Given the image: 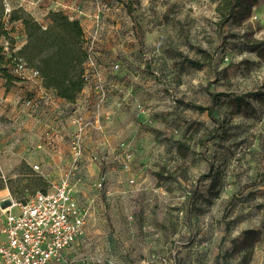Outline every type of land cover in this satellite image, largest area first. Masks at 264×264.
<instances>
[{"label": "rangeland", "instance_id": "rangeland-1", "mask_svg": "<svg viewBox=\"0 0 264 264\" xmlns=\"http://www.w3.org/2000/svg\"><path fill=\"white\" fill-rule=\"evenodd\" d=\"M54 1L5 3L40 22L62 10ZM60 2L75 15L69 0ZM82 2L86 13L103 10L94 61L108 80L122 82L111 126L132 142L136 161L122 171L112 159L91 161L96 151H89L87 165L76 168L70 152L56 156L50 145L36 157L0 155V202H26L69 176L94 225L80 254H100L102 264H110L108 254L115 264H264V0ZM7 27L15 43L0 37L6 61L24 41ZM113 64L121 70L109 74ZM15 68L0 64V102L30 81ZM213 93L221 95L214 102L216 122L187 105L211 106ZM0 118L10 121L1 111ZM56 160L72 163L52 168ZM158 239L183 249L154 256Z\"/></svg>", "mask_w": 264, "mask_h": 264}, {"label": "built area", "instance_id": "built-area-1", "mask_svg": "<svg viewBox=\"0 0 264 264\" xmlns=\"http://www.w3.org/2000/svg\"><path fill=\"white\" fill-rule=\"evenodd\" d=\"M59 6L66 10L65 5ZM10 11L11 9H8L7 13ZM75 11L83 15L82 9ZM102 13L103 10L100 8L93 16L95 28L90 33L86 45L89 50V59L85 64L87 84L75 102L73 112L67 113L70 128L65 132L63 127H49L42 143L50 145L52 151L60 155L62 148L57 142L62 139L71 153L72 166L77 168L82 166L87 158V145L92 141L96 152L93 155L94 160L91 161L107 162V159H112L120 162L122 171H131L136 161L132 142L120 137L117 144L110 141L111 124L118 115L117 108L122 104L115 100L122 82L108 80V77L103 75L105 72L100 70L94 61L96 54L94 47L102 39ZM16 67L15 72L19 78L43 85L38 70L26 66L22 60H19ZM109 69H111L108 71L109 74L118 73L121 64H113ZM112 102L115 103L113 108ZM37 105L38 101L33 98L26 102L25 107L34 108ZM140 106L142 104H138V107ZM142 113L146 115L149 110ZM43 144L40 145V149L44 147ZM36 168L40 167L37 165ZM68 177H62L61 182L52 184L45 192L38 191L26 202L8 198L1 200L3 226L0 230V264H102L100 254L95 256L80 254L82 246L92 236L94 225L89 209L76 199ZM106 182L107 175H104L98 186L102 187ZM129 183L138 185V180L131 177ZM155 190L159 193L162 188ZM6 201L9 205L2 206Z\"/></svg>", "mask_w": 264, "mask_h": 264}, {"label": "trees", "instance_id": "trees-1", "mask_svg": "<svg viewBox=\"0 0 264 264\" xmlns=\"http://www.w3.org/2000/svg\"><path fill=\"white\" fill-rule=\"evenodd\" d=\"M7 10L5 0H0V37L10 39V44L14 45L15 41L10 37L7 24L11 26L13 23H21L27 41L7 61L5 48L0 44V64L9 62L16 67L19 60H22L26 66L40 72L45 88L54 91L58 98L75 104L87 84L85 64L89 59L87 38L80 19L71 18L62 10L52 11L47 16L50 22L45 25L22 7L11 10L9 14ZM129 15L133 18V31L137 34L138 21L132 11ZM5 74H8V71ZM220 96V94H212L211 106L187 105L201 112H207L216 122L214 102Z\"/></svg>", "mask_w": 264, "mask_h": 264}, {"label": "crops", "instance_id": "crops-1", "mask_svg": "<svg viewBox=\"0 0 264 264\" xmlns=\"http://www.w3.org/2000/svg\"><path fill=\"white\" fill-rule=\"evenodd\" d=\"M69 1L70 4L74 5L73 6L74 11L75 9L76 10L82 9V7L84 6L83 5L84 2H82L83 0H69ZM59 3H61L60 0H55L53 3V8L59 6ZM98 9L100 8L98 7ZM65 13L71 18L74 17L80 19L84 29V33L86 34V38L88 39L89 33L93 32L95 28V19L92 18V15H95L96 10L93 14L86 13L83 10V15H79L76 11L74 12L75 15L69 14L67 11ZM102 18H103L102 20L103 23L104 21H106L105 18L103 17V14H102ZM40 22L47 25L50 21L47 19V17H45L44 19H41ZM107 22L110 27H114L115 22L110 20H108ZM15 24H17V27H14ZM10 29H13L15 31L19 30L20 35L24 39V41L21 44V47L24 46L27 41V36L25 35L23 25L21 23H13L10 26ZM115 33L113 32L114 35ZM115 42L116 41L113 39V44H114L113 46H118ZM101 48L105 49L106 47L105 48L101 47ZM20 85L21 86L16 91H14L13 93H9L8 96L5 97L6 99L0 102L4 106V108H2L0 111L2 113L4 112L5 114H7V117L10 120L8 122L5 118H0V155L2 156L25 155L27 157L28 156L30 157L31 156L30 154H32L33 156L36 157V155L40 154L41 150L44 151L45 146L48 145V144H43L42 141H44L45 133L49 130V127L52 126L57 128L63 127L65 132L67 131V129L70 128L69 122L67 120L68 119L67 113L69 114V112L74 110L75 104H70L63 98L60 97L58 98L54 91L45 88L44 84L42 85L36 81L30 80L27 83H21ZM33 98L38 101V105L34 108L31 107L26 108L25 107L26 102L29 99H33ZM114 105L115 103L112 102L111 104L112 108L115 107ZM110 133H112L110 137V141H112L114 144H117L118 142L117 139L119 137L122 139L120 134L114 131L113 128L111 129ZM132 139L135 140L136 137L133 136ZM41 144H43L44 147L40 149L39 147ZM57 145L60 148H62V151L60 153L70 152L68 150V146L66 145V142H64L62 139L60 141L58 140ZM87 146L88 149L86 151V157L89 155V151H95L94 149L95 146L92 141L88 142ZM71 161L65 163L62 162V160L60 162L56 160L57 163L54 164L52 163L51 166L52 168H61L62 166L71 164L72 163ZM86 163H88V157L85 158L82 166H86L87 165ZM3 165H5V167L9 166L8 163H5ZM143 183L145 182H141V184L139 185L142 187ZM146 188H148V186ZM108 191L110 193V190ZM156 225L158 226L156 229H161L162 225L160 224H156ZM157 236L159 237L160 235ZM182 249L183 248H180L175 244L173 246L170 245L169 243L165 245V242L159 240L156 249H154L153 255L156 256L157 254L159 257H162L164 255H171V253L176 254V252L181 251ZM108 259L110 264H115L116 258L113 256V254H108Z\"/></svg>", "mask_w": 264, "mask_h": 264}, {"label": "water", "instance_id": "water-1", "mask_svg": "<svg viewBox=\"0 0 264 264\" xmlns=\"http://www.w3.org/2000/svg\"><path fill=\"white\" fill-rule=\"evenodd\" d=\"M7 205H9V203H8ZM7 205H6V206H7Z\"/></svg>", "mask_w": 264, "mask_h": 264}]
</instances>
